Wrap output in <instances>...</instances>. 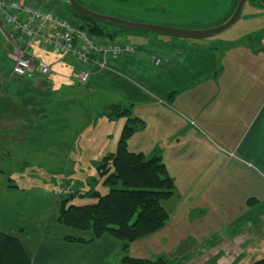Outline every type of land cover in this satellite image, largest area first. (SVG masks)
<instances>
[{
    "label": "crops",
    "instance_id": "0c3cea01",
    "mask_svg": "<svg viewBox=\"0 0 264 264\" xmlns=\"http://www.w3.org/2000/svg\"><path fill=\"white\" fill-rule=\"evenodd\" d=\"M258 38L248 49L235 46L219 54L213 48L229 43L143 36L145 44L133 45L134 53L105 56L106 69L91 70L89 82L78 85L70 78L72 69L80 67L73 56L25 42L0 15V233L20 240L31 264H121L118 242L107 236L89 242L90 233L57 223L60 196L13 186L10 160L16 150L29 147L55 155L47 152L49 142L42 136L49 123L67 121L70 106L83 110L87 105L90 112L101 105L97 117L117 124L106 140L115 137L118 143L126 118L110 120L104 111L133 105L131 117L141 124L128 149L159 157L174 193L163 201L165 227L131 243L129 256L135 258V245L143 244L157 248L159 257L167 249L181 264L264 259V39ZM13 43L32 61L21 78L12 74ZM39 64L50 73L42 75ZM59 142L67 145L57 155L65 160L92 151V160H101L116 151L80 147L77 132ZM53 229L74 231L76 237L55 236Z\"/></svg>",
    "mask_w": 264,
    "mask_h": 264
},
{
    "label": "rangeland",
    "instance_id": "374dc122",
    "mask_svg": "<svg viewBox=\"0 0 264 264\" xmlns=\"http://www.w3.org/2000/svg\"><path fill=\"white\" fill-rule=\"evenodd\" d=\"M26 1L31 3L36 8L41 9L42 11H49L58 15L59 17L68 21L75 28H80L82 26L81 21L71 14L66 4V0ZM141 1L142 0H77V2L83 5L84 8L92 12L115 18H119L118 16L121 12H129V10L141 11L142 8L144 11L146 7H150L149 5H152H139ZM189 1L182 2L181 4L180 2H177V13L172 14L171 18L177 20L179 17H183L184 22L189 21L195 16L200 17L202 15H206L207 12H210L209 8H211L213 5L212 1L202 0L197 4V6H191ZM218 1L221 5L220 7H218L214 16L216 14L220 15L219 13H221V11L227 12L230 6V0ZM160 8L164 10V8H167V5H162V7L160 6ZM161 9L156 10L153 13L144 11V14H148L142 16L141 13L140 15L142 16V18L145 17V19H162L163 15L160 14ZM186 10H188L189 12L185 13ZM178 11L180 15L178 14ZM191 30L203 29L193 28ZM82 31L85 32V30ZM254 36H256V38L261 36L262 39H264V8L260 7L259 4H257L256 0H248L243 8L240 18L230 29L213 38L199 41L206 42L207 40H209L222 43L226 42L229 44L240 45L242 48L247 47L248 49L247 44H249V42H254ZM89 37L93 40H97L98 43H100L102 46L110 44L108 40L102 41L101 39L96 37ZM148 37H151L154 40H169L168 37L162 36L149 35ZM113 42H128L132 45L145 44L143 36L140 37V35L137 33H126L120 35ZM229 50V45L224 44V46H221L219 48L218 52L220 54V52L222 51V53L224 52L225 54ZM250 50L255 51L254 44L251 45ZM101 107L102 106L97 103L94 105L93 111L89 110L90 112H88L87 105H85V109L83 110L79 106H70L67 108L69 109V112L66 114V122L55 123V125L54 123H49L47 125V130L46 132H44L42 138L46 139V141L49 142V150L47 152L55 155H50L43 152L41 154L40 151L34 153V148L32 147H29L26 150H16L12 154L10 160L12 166L10 170L12 173V185L17 187L18 190H26L28 192L33 188H39L48 193L60 196L61 199L69 198L67 206L75 207H83L94 204L97 199L90 195V192H98L100 195L106 194L108 192V189L103 187L102 180L100 179L96 171V163H99L100 160H92L93 151L90 152L91 154H88L89 156L83 155L80 158H74V160L72 158H70V160H65V156H57L60 150L64 152L67 148L66 143L60 145L59 140H62L64 137L66 140H68L69 138H72L76 132L78 134L80 133L82 137L80 147H83L85 149L96 148L97 150L106 148L110 151H114L117 145V138L114 137L111 142L110 140H106V136L111 133L113 134V131L115 130V126L117 127V124L114 125L115 121H112L111 124L105 123L106 121L104 119L101 120L97 117L98 112L101 111ZM71 140L72 139H70L69 142ZM39 145H41L40 141L37 146L40 147ZM76 192L80 193L81 196L74 195L73 197H71V195ZM84 193L86 195H84ZM161 204L163 205V202ZM52 231L54 232L53 234L55 236L59 234L62 237H76V233H74V231H67L66 229L65 232L63 231L62 233L58 232L59 230L55 229H53ZM142 240L143 239L138 240L137 242H140ZM159 249L162 251V247H159ZM134 251H137V254H132L135 258L144 257L150 260H154L155 258L159 257L156 255L157 248H154V246L148 245L145 248L143 244H138L135 245ZM162 253H165L164 257L167 260V264H181V262L177 258L171 256L170 252L167 249L163 250L161 254ZM209 264L214 263L211 262Z\"/></svg>",
    "mask_w": 264,
    "mask_h": 264
},
{
    "label": "trees",
    "instance_id": "16d2710c",
    "mask_svg": "<svg viewBox=\"0 0 264 264\" xmlns=\"http://www.w3.org/2000/svg\"><path fill=\"white\" fill-rule=\"evenodd\" d=\"M237 1L235 0V6ZM69 10L81 21L82 26L79 29L102 41L108 40L111 43L126 33H137L144 37L151 35L92 21L78 16L70 8ZM226 45L230 48L240 46ZM220 47L215 46L213 50L219 51ZM132 107L133 105H113L104 111V116L110 120L126 118L116 151L96 163V171L108 192L104 195L90 192L97 201L83 207L67 206L69 198H62L58 205L57 223L77 232L90 233L89 242L104 236L118 242L121 246V264H167V260L161 256L150 260L133 258L128 254L131 243L147 238L165 227L168 213L161 203L174 193V182L159 157H146L128 149L130 137L141 124L139 120L131 117ZM74 195L81 196L76 192L71 197ZM63 241L85 242L72 238H64ZM0 264H31V258L20 240L0 233ZM253 264H264V259Z\"/></svg>",
    "mask_w": 264,
    "mask_h": 264
},
{
    "label": "built area",
    "instance_id": "2783aa9c",
    "mask_svg": "<svg viewBox=\"0 0 264 264\" xmlns=\"http://www.w3.org/2000/svg\"><path fill=\"white\" fill-rule=\"evenodd\" d=\"M0 15L5 25L25 42L37 41L63 55L73 56L80 67L72 69L70 78L78 85L89 82L91 70L106 69L105 56L120 57L135 52V47L128 42H111L102 46L65 19L27 2L0 0ZM74 42L80 47H73ZM12 49L9 55L13 63L12 74L18 78L24 77L30 70L32 61L25 58V52L14 43ZM159 63L157 60L155 65ZM38 70L42 75L50 73L49 68L42 64H39Z\"/></svg>",
    "mask_w": 264,
    "mask_h": 264
},
{
    "label": "water",
    "instance_id": "95a60500",
    "mask_svg": "<svg viewBox=\"0 0 264 264\" xmlns=\"http://www.w3.org/2000/svg\"><path fill=\"white\" fill-rule=\"evenodd\" d=\"M248 0H238L235 9L230 18L222 25L203 29V30H191L184 28H174L159 25H150L128 21L111 16L101 15L92 12L83 6H81L77 0H66L67 6L72 9L78 16L103 23L112 27L121 28L129 31L147 33L156 36L168 37L180 40L199 41L213 38L219 34L224 33L230 29L240 18L243 8ZM260 7L264 8V0H256Z\"/></svg>",
    "mask_w": 264,
    "mask_h": 264
},
{
    "label": "flooded vegetation",
    "instance_id": "af4514ba",
    "mask_svg": "<svg viewBox=\"0 0 264 264\" xmlns=\"http://www.w3.org/2000/svg\"><path fill=\"white\" fill-rule=\"evenodd\" d=\"M119 1V0H115ZM124 1H130V0H124ZM189 0H142L139 5H149L150 7H146L144 9L145 12H155L156 10L161 9L160 6L167 5V8L164 10L161 9L160 14L163 15L162 19H150V18H142V16H145L147 14H144L145 12L142 10L132 11L129 10V12H121L118 16L120 19L133 21L137 23H143V24H150V25H159V26H167V27H174V28H187V29H193V28H200V29H209V28H215L222 24H224L232 15L234 9H235V0H230V6L227 10V12L219 13L220 15L215 14L218 7H220V2L218 0H204V1H212L213 5L210 9V12L206 15H202L200 17H193L189 21L183 20V17H179L177 20H174L171 18L172 14H176V4L177 2H186ZM202 0H190L189 3L192 5H196L200 3ZM253 1V0H252ZM80 4V3H79ZM81 5V4H80ZM130 5V4H129ZM83 6V5H81ZM128 6V5H126ZM84 7V6H83ZM148 8V9H147ZM193 8V7H192ZM114 12V11H111ZM158 12V11H157ZM189 11L186 10L185 13H188ZM116 13V12H115ZM142 13V16L140 15ZM159 13V12H158ZM184 13V14H185ZM178 14L180 15L179 11ZM182 14V15H184Z\"/></svg>",
    "mask_w": 264,
    "mask_h": 264
}]
</instances>
